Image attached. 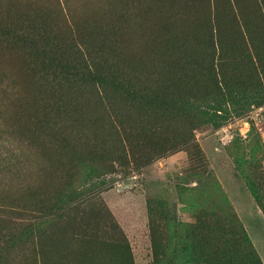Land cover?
Instances as JSON below:
<instances>
[{
	"label": "rangeland",
	"instance_id": "1",
	"mask_svg": "<svg viewBox=\"0 0 264 264\" xmlns=\"http://www.w3.org/2000/svg\"><path fill=\"white\" fill-rule=\"evenodd\" d=\"M31 27L107 41L124 116L39 131ZM0 264H264V0H0Z\"/></svg>",
	"mask_w": 264,
	"mask_h": 264
},
{
	"label": "trees",
	"instance_id": "2",
	"mask_svg": "<svg viewBox=\"0 0 264 264\" xmlns=\"http://www.w3.org/2000/svg\"><path fill=\"white\" fill-rule=\"evenodd\" d=\"M15 32L19 31L14 28L13 37L30 45L38 58L35 76L42 87V99L50 106L49 114L38 122L39 131L44 135L53 137L62 124L81 140L88 132L83 122L91 114L109 121L124 116L119 104L124 85L135 89L138 83L127 81L125 75H119L114 66L102 60L107 41H89L85 37L64 41L58 31L39 27L23 29L21 35ZM170 86L171 83L165 82L160 88ZM163 97L170 101L169 93ZM96 133L92 145L98 153L110 154L102 131ZM79 145L82 146V142ZM115 152L119 154V150Z\"/></svg>",
	"mask_w": 264,
	"mask_h": 264
}]
</instances>
